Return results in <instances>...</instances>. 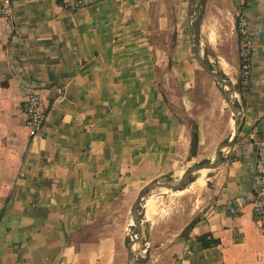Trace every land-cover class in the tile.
<instances>
[{
	"label": "crops",
	"instance_id": "1",
	"mask_svg": "<svg viewBox=\"0 0 264 264\" xmlns=\"http://www.w3.org/2000/svg\"><path fill=\"white\" fill-rule=\"evenodd\" d=\"M77 1L12 0L11 26L0 19V264H127L139 191L180 178L202 150L211 159L233 131L223 92L190 41L191 0L70 7ZM243 8L259 29L246 86L235 30ZM199 9L197 41L204 52L201 42L212 50L221 38L216 62L236 85L241 131L207 169L198 213L171 232L169 222L154 226L137 260L264 264L250 171L264 132V0H205ZM33 88L46 110L35 136L21 108ZM202 235L217 243L204 247Z\"/></svg>",
	"mask_w": 264,
	"mask_h": 264
},
{
	"label": "built area",
	"instance_id": "2",
	"mask_svg": "<svg viewBox=\"0 0 264 264\" xmlns=\"http://www.w3.org/2000/svg\"><path fill=\"white\" fill-rule=\"evenodd\" d=\"M70 7L80 6L81 1L69 3ZM247 9L243 8L236 13L235 30L238 37V54L240 61L239 76L240 82L247 85L251 78V60L253 55V43L259 29L254 32L250 28V21L247 16ZM0 19L5 26H11L13 19L12 0H0ZM25 116V125L29 135L38 134L46 119V110L40 93L33 88L21 105ZM255 159L250 171L253 181L255 212L260 221L261 229L264 231V132L257 139ZM242 198H238V203ZM233 209V207L231 208Z\"/></svg>",
	"mask_w": 264,
	"mask_h": 264
},
{
	"label": "rangeland",
	"instance_id": "3",
	"mask_svg": "<svg viewBox=\"0 0 264 264\" xmlns=\"http://www.w3.org/2000/svg\"><path fill=\"white\" fill-rule=\"evenodd\" d=\"M204 1L205 0H201L200 4H203ZM200 15H201V10L199 9L198 17L195 19V21L193 23L195 29H196L197 24L199 23ZM221 28L224 29V32L226 31L224 34V40H225L229 36L227 34L228 33L227 30H229L228 29V23L223 20ZM220 39L221 38H218V37H213L211 39V42L213 45L212 50L210 49V46L203 45L202 42H201V46L205 50L202 53L203 58H205L210 64H212L215 67V69H217L218 71L221 72V70H220L221 68H219V66L216 62V59H217L216 53L218 51L217 42ZM197 40H198V38H197ZM225 44H227V40H225ZM201 50H202V48H201ZM225 53L228 54V52H225ZM209 77H211V76H209ZM212 80L214 81V87L216 89L217 84H219V83H217L213 78H212ZM219 85L222 86V88H224V90H226V88L223 85H221V84H219ZM219 91L221 92L220 89H219ZM222 99H223L224 104L228 107V104H227V101H226V98L224 95H223ZM206 151L207 150H202V152L200 153V156H196L195 158H193V160L190 162V164L195 163V162L200 161V160H204V158H203L204 156H202V155H204ZM210 157L213 158V151L210 152ZM208 172H209V170H206V173L204 175L201 186L199 187L200 189L198 191H195V192L188 191V190H186V188L182 191H171L169 189L166 190V188H164V187H156V188L151 190V192L148 194L150 196L148 203H151V199H152V206H151V209L149 210L150 215L147 217V219L142 220V236H141L140 242L137 243L134 247V253L136 256L134 258H136V262L133 258L131 260L132 264H144V263H146V261L144 259L141 262H139V260H137V259H140V253H141V250L143 247L142 243L144 241H146L145 235L147 238L149 233L152 232L154 226H159L160 223L169 222L170 225L165 224V226L168 227L165 230L171 232L174 230V228H176V227L179 228L183 224L188 223L190 221V219H192L193 216L198 213L199 207L204 203V191H205V186H206V179L205 178H206V175ZM178 180H179V178H172L170 183L176 184V182ZM145 220H147V221H145ZM132 224H133V221L131 220L130 226H129L130 230L128 231V235H131V232H134V230L131 229ZM157 231L158 230L156 229V232ZM132 238H134V235Z\"/></svg>",
	"mask_w": 264,
	"mask_h": 264
},
{
	"label": "water",
	"instance_id": "4",
	"mask_svg": "<svg viewBox=\"0 0 264 264\" xmlns=\"http://www.w3.org/2000/svg\"><path fill=\"white\" fill-rule=\"evenodd\" d=\"M200 1L201 0H191L189 4L188 26H189L190 41L193 46L194 53L197 57L199 65L211 76V78H213L217 83L223 85L226 88L225 98L228 107L230 109V112L233 116V121H234L233 131L230 138L224 141L223 143H221L220 146L215 150L213 154V158L200 160L191 164L183 172V174L180 176L176 184L170 182L160 183L162 179L167 178V177H162L149 182L139 191L135 201L132 204L131 213H130V222L131 220L133 221L131 229L134 230V234H133L134 238L131 239L130 243H126L127 264H132L131 260L134 257H136L134 253V247L137 243L140 242L142 236V219L139 216L137 209L139 205L145 203V197L147 196L148 191L156 187H164L171 191H177L181 186L191 181V174L194 170H199L204 166H206L208 169H214L222 162L225 149L231 147L235 143L241 131V124L243 117H242V111L237 103L236 85L228 77H226L220 71L215 69V67L212 64H210L205 58H203L202 56L203 51L201 50L199 46V42L197 41V34L193 23L195 19L198 17ZM197 139H198V135L197 133H195L193 136L194 147L197 144Z\"/></svg>",
	"mask_w": 264,
	"mask_h": 264
},
{
	"label": "bare ground",
	"instance_id": "5",
	"mask_svg": "<svg viewBox=\"0 0 264 264\" xmlns=\"http://www.w3.org/2000/svg\"><path fill=\"white\" fill-rule=\"evenodd\" d=\"M208 37H209V34H208ZM210 38V37H209ZM208 38V39H209ZM203 43V42H202ZM201 44V43H200ZM211 59V58H210ZM219 62V60H218ZM213 63V62H212ZM220 64L222 62H219ZM223 64V63H222ZM227 65V64H226ZM227 67V66H226ZM225 68V67H224ZM222 70V69H221ZM224 72V71H223ZM229 73V72H228ZM227 74V73H226ZM217 86L220 88V90L223 92V95L226 96V92L224 90V88H222V86H220L219 84H217ZM233 128V127H232ZM231 128V129H232ZM208 168L206 166L202 167L201 169L199 170H194L191 174V181L183 186H181L177 191H182L186 188V190L188 191H192V192H195V191H198L201 186V183L203 181V178H204V175L206 173V170ZM211 173V172H210ZM179 175V174H178ZM208 177V176H207ZM172 178L170 177H167L165 179H162L160 181V183H165V182H170ZM205 180V179H204ZM203 185V184H202ZM167 190V189H166ZM151 192V190L148 191L147 195ZM168 192V191H167ZM165 193V192H164ZM156 201V200H155ZM149 202V198L146 196L145 197V203L142 204V205H139L138 209H137V212L139 214V216L141 217L142 219V213L144 215V218L143 219H147V217L150 215L149 213V210L151 209V206H152V199H151V203H148ZM155 203V202H154ZM158 205V204H157ZM154 207V206H153ZM157 207V206H156ZM156 209V208H155ZM166 209V208H165ZM162 213V212H161ZM147 221V220H145ZM133 234L134 232H131V235L127 236V239H126V242L127 243H130L132 237H133ZM135 262H136V258H134Z\"/></svg>",
	"mask_w": 264,
	"mask_h": 264
},
{
	"label": "trees",
	"instance_id": "6",
	"mask_svg": "<svg viewBox=\"0 0 264 264\" xmlns=\"http://www.w3.org/2000/svg\"><path fill=\"white\" fill-rule=\"evenodd\" d=\"M198 240L202 243V245L204 247H207V246H210V245H213V244H216L217 243V240L216 239L208 238L207 235L199 236L198 237Z\"/></svg>",
	"mask_w": 264,
	"mask_h": 264
}]
</instances>
